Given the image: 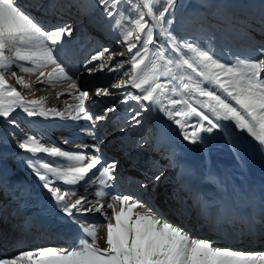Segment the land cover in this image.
<instances>
[{"label": "snow or ice", "instance_id": "1", "mask_svg": "<svg viewBox=\"0 0 264 264\" xmlns=\"http://www.w3.org/2000/svg\"><path fill=\"white\" fill-rule=\"evenodd\" d=\"M177 3L178 0H139V3L137 0H96L94 7H99L109 19L119 49L97 50L90 55L85 68L89 74L105 69L120 73L125 64L130 69L117 75L108 87H97L95 95L111 97L116 93L110 88L121 89L120 102L135 101L137 105L127 110L133 127L141 123L144 112L157 111L171 120L180 129L183 140L191 144L204 143L202 133L219 130L228 137L236 152L240 148L237 141L243 139L240 133L253 138L264 151V44L257 48L254 58L223 61L210 44L202 45L173 34ZM36 6L43 7L39 0ZM54 7V0H50L48 9ZM126 11L133 15L126 16ZM65 35H72L70 25L46 29L23 11L16 0H0V118L4 122L18 126L11 118L18 107L30 117L65 116L60 109L44 111L43 97L25 101L8 78L29 91L55 87L57 81L67 82L68 88L74 90L67 95L78 101L75 112L67 113L69 118L87 119L93 127L97 121L107 118L106 114L94 117L88 112L85 101L91 98L89 91L78 88L76 78L55 55L56 46L65 42ZM7 51L13 52L12 58L6 55ZM117 56L125 59L108 63ZM49 66L52 70L45 72ZM18 72L35 76V83L44 88L35 89ZM61 95L64 94H57V99ZM25 103L39 106L41 110L23 107ZM65 106L72 107L67 100ZM111 111L114 108L106 110ZM93 139L92 145H78L82 151L76 153L57 146L47 147L36 135L18 139V147L25 152L77 162L56 166L36 155L34 159L29 158L28 164L55 205L76 228L70 229L72 246L21 248L10 257H0V264H264V252L217 247L212 241L192 237L167 221L159 208L146 204L140 196L108 191L117 180L114 175L117 161L107 162L102 155L84 151L91 147L93 153L100 152L103 140L95 133ZM163 175L159 171L152 177L153 189ZM85 180L94 189L95 203L79 195L75 187ZM148 187L143 182L138 184L141 192H146ZM84 204L89 206L82 207ZM210 207L206 202V208ZM93 212L100 213L104 221L89 222L76 215ZM202 214L207 217V210ZM259 222L264 223V207Z\"/></svg>", "mask_w": 264, "mask_h": 264}, {"label": "bare ground", "instance_id": "2", "mask_svg": "<svg viewBox=\"0 0 264 264\" xmlns=\"http://www.w3.org/2000/svg\"><path fill=\"white\" fill-rule=\"evenodd\" d=\"M32 1L33 0H26L27 3L24 6L20 5V1H16V3L26 12V10L32 9L30 6L31 4L28 5V3H32ZM56 14L58 15L56 18L63 19L65 17L64 15H60V13ZM95 16L98 17V15ZM40 22L44 28L50 27L47 20H41ZM50 28H52V26ZM6 53L10 52L7 51ZM61 58L63 60L69 59L65 54H62ZM119 59L123 60L125 58L121 57ZM95 63L98 64V62ZM125 66L126 69H130V65L125 64ZM70 67V72L76 75L79 80L90 78L92 82L89 84L90 86L108 87L110 85V81L108 82L105 79H100L97 71L89 74L85 68V64L83 66L74 64ZM88 67H92V65H88ZM50 69L51 67L49 66L45 68L44 71L48 72ZM23 75H28L29 78L27 79ZM20 76H23L26 82L32 80V75L23 73ZM162 82H165L163 78ZM14 86L19 88V86ZM83 87L84 85L81 88L83 89ZM109 90L116 93V95L111 96L110 99H102V96H99V99H102L106 105L114 108L113 112L117 111L118 108L122 106L126 109L124 103L118 102V106L114 104L115 96H117L122 90L119 89V91H116V89L111 88ZM66 92L67 93H64L65 98L67 100H72L67 94L73 92V90L68 89ZM89 94L91 98L87 101L90 103L98 98L95 95V89L89 91ZM50 101L55 104L54 100L51 99ZM75 103H77V101H75ZM135 106L137 105H134V107ZM11 118H14L17 121L18 126L6 123L0 118V139L11 140L12 138H15L11 137L12 134L15 135L17 139L24 138V134L20 132V130L25 127L23 119L29 123L31 120L26 119L25 115H18L16 112L12 113ZM140 119L146 120V128L148 132L146 135L141 136V130L138 129L133 134V137H137L136 140L138 146L142 149L140 150L141 153L146 152L142 157V160L138 161L137 164L139 166H145L149 164L152 156L154 158H160L159 155L163 154L166 158V176L169 174V176L165 178V182L169 184H180L181 182L187 184L193 183L194 194H192V196H194L198 203L197 210L199 214H202L207 210L208 216L213 220L222 222L226 218V220L230 222L228 218L229 216L226 217V211L224 208L228 206L231 198H235L237 195L241 197L242 194H244L243 192L246 191L252 193L251 196L253 198L260 200V202L257 203L259 207L254 209V213L261 212L262 207H264V151L260 150L258 143L253 140V138L247 136L246 133H240L243 139L237 141L240 148L239 152H236L233 150L232 144L229 143L228 137L219 130H214L210 134L202 133L201 135L205 137L204 143L191 144L183 140V137L180 134V129L171 120L164 116L163 113L157 111L144 112ZM127 125L130 124L127 123ZM129 129L134 130L135 127L130 125ZM44 142H46V140ZM18 149V145L14 142L9 146H0V162L4 159L7 161L9 156H14L15 154L20 155L21 159H34L36 155H44V153L33 154L25 151L22 152ZM8 152H12L11 155H9ZM25 154H27V156H25ZM130 157L132 158L133 155ZM160 163H162V161H160ZM8 166L11 169L16 168L10 163H8ZM30 173L33 178H36L33 171H30ZM127 173L135 176L130 173V170L127 171ZM210 177L212 178L211 180L209 179ZM242 197L245 198L246 194ZM246 200L247 199H245L244 207H251L253 204L247 203L248 200ZM168 202H171V200ZM206 202L211 205L210 208H206ZM1 208L2 204L0 203V212ZM232 210L235 213L237 212L235 207ZM10 219L11 218L8 215H5L2 225L7 230V238L15 239V236L10 233L11 228L8 225ZM221 226L227 231L226 223H221ZM102 230L103 229H101V231ZM213 232H215V230ZM239 232L240 228H237V233Z\"/></svg>", "mask_w": 264, "mask_h": 264}, {"label": "rangeland", "instance_id": "3", "mask_svg": "<svg viewBox=\"0 0 264 264\" xmlns=\"http://www.w3.org/2000/svg\"><path fill=\"white\" fill-rule=\"evenodd\" d=\"M16 1H20V5L23 6L27 3L26 0ZM72 1L73 2H69L67 0H54L55 4H59V6H61V9H63V6L66 4L67 6L70 5L68 12H66L68 17L77 16L78 14L83 15V13L88 14L89 17H92L93 11L96 8L94 7L96 0ZM36 3L37 0H33L32 3H28V5L31 4L30 6L32 9H28L26 12L33 11L39 12L41 15H48V5L50 0H39V3H41L43 7H37ZM76 3H79L78 8L75 7ZM137 3H139V0H137ZM71 7H75L76 10L70 13V11H72ZM44 8L47 10L44 11ZM50 10L53 11V9ZM125 15L131 16L133 13L126 11ZM174 15V35L181 39L187 38L197 41L202 45L210 44L215 55L226 62L234 61L237 58H254L257 48H259L264 42V0H178ZM103 17L106 19L104 14ZM43 20L46 19L44 18ZM66 22V20L61 21L56 17H53L49 20L50 26L52 27L68 25ZM106 35H108L110 39L115 38V33L112 31V25L110 21H108V31L106 32ZM64 37L65 38H63V41H65L66 44H74L75 41H77L75 40L76 37L73 34L71 36L65 35ZM114 45H116V43ZM58 46V49H60V45ZM117 46L119 48L118 44ZM60 50L66 54L70 52L68 50H64L63 46H61ZM81 50V46H76L72 52L80 53ZM97 50L99 49H93L90 54L96 52ZM124 72H127V70L123 67V70L121 69L120 73ZM120 73L117 74L119 75ZM117 74L115 75L117 76ZM115 75L114 72H112L110 78L113 79ZM102 78H105V76H102ZM124 78L126 79L127 77ZM107 81L109 82L110 79L108 78ZM83 88L88 89L87 86H84ZM116 91L119 90L116 89ZM120 92L117 96H115L114 104L116 106H118L117 103L120 102V99L122 98ZM101 96L103 99L111 98L104 97L103 95ZM124 105L126 108L128 107V104ZM134 105L135 104H133L132 107H134ZM128 123L132 126L130 122ZM140 130L142 131V129ZM141 131V136H144L145 134ZM1 142H8L9 145L12 144L10 140L6 139H2ZM2 145L5 146L6 144ZM22 161L23 159H21V162Z\"/></svg>", "mask_w": 264, "mask_h": 264}]
</instances>
